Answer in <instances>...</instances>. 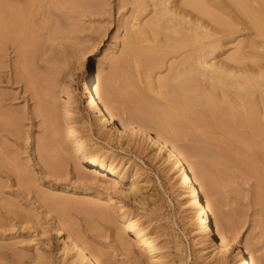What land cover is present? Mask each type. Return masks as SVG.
Segmentation results:
<instances>
[{
    "label": "rangeland",
    "instance_id": "obj_1",
    "mask_svg": "<svg viewBox=\"0 0 264 264\" xmlns=\"http://www.w3.org/2000/svg\"><path fill=\"white\" fill-rule=\"evenodd\" d=\"M9 1L16 3L20 0ZM51 1L45 0V7L50 9L45 19L51 21L52 26L47 32L46 29L40 30V37L45 43L44 53L37 54L41 59L36 58V64L42 71L37 72L36 86L18 79V43L4 38L0 47V264H83L78 259L73 263V254L65 251L66 236L55 229L56 221L63 219L60 213L72 221L88 244L100 247L105 252L102 257H98L107 256L109 263L136 264L133 250H141L145 258L147 250L136 243L137 237L123 217L111 212L110 218H102L93 213L91 216V211L88 212L85 206H89L87 202L96 190L101 192L99 198L93 197L98 204H106L109 196L118 203H125L147 228L159 235L164 246V264H236L233 255L226 262L215 260L212 248L200 241L195 217L192 216L185 195L181 194L177 173L163 157V153L155 149V142L129 133L120 135L112 125H105L98 120L87 98L82 95L86 77L90 76L94 84H98L100 78L110 77L114 81L113 85L116 82L114 103L119 114L147 126L144 119L151 117L150 108L135 105L130 93L124 90L121 76L114 74L117 72L114 67L126 51L123 43L132 23L139 25L140 21L146 22L161 4L157 3L158 0H141L140 8L136 9L135 0H88L90 2L85 7L69 3L68 0L66 3L53 0L55 4ZM178 1L168 2L178 13L168 21L169 25L175 26V30L170 32L172 38L168 40V60L154 71V76L169 73L170 64L186 60L189 54L200 48L201 42L213 38L187 39L180 45V26L176 25L180 16L186 21L198 19L203 25L200 26L201 30L216 29L214 37L224 41L215 52L217 59L235 53L239 46L254 36L248 21L237 10H218L228 20V23L222 25ZM207 2L214 11V4L210 0ZM1 32L0 26V35ZM150 35L151 39L143 41V45L161 44L165 31ZM261 48L264 49L263 46ZM45 67L50 69L46 70ZM117 77L120 80L115 81ZM150 78V74L141 68L140 76H134L136 90L146 89ZM202 82L207 83L203 78ZM63 85L72 91V123L88 149L107 152L122 166L140 175L142 190L137 198L129 195L128 180L123 181L120 187L123 193H120L115 187L103 189L96 187L91 179L76 176L77 156L70 146L65 119L61 116V106L67 104V95L61 88ZM216 90L220 91V88L217 86ZM150 95L163 99L154 93ZM259 98V92L252 96L254 101ZM47 105L52 109L50 112L53 111L57 116L58 128L49 124ZM7 113L21 117L20 129L5 120ZM172 129L178 137H183V143L181 139L180 142L189 148L193 144V147H200L198 144H204L205 138L212 136L195 127L181 129L172 125ZM209 130L214 131L213 128ZM53 137H57L60 144L51 143ZM45 140L54 148L53 162L45 159L41 145ZM16 160L27 171V178L18 173L20 168L15 165ZM257 167L252 165V173L237 167L230 168L228 172L232 179L223 187L220 198L226 211L242 224L235 244L245 245L249 239L261 244L262 248L255 253L258 257L256 264H264V229L260 225L261 217L264 220V203L259 197L258 176L261 172ZM60 199L66 202L61 205L58 202ZM110 208L113 211V207ZM124 241L134 243L131 244L130 253L129 250L128 253L123 251ZM254 247L249 248L254 251ZM39 252L41 257L35 262Z\"/></svg>",
    "mask_w": 264,
    "mask_h": 264
},
{
    "label": "bare ground",
    "instance_id": "obj_2",
    "mask_svg": "<svg viewBox=\"0 0 264 264\" xmlns=\"http://www.w3.org/2000/svg\"><path fill=\"white\" fill-rule=\"evenodd\" d=\"M65 1L80 7H85L90 2L88 0H83L84 2L56 0L58 3H66ZM170 1L158 0L157 3L161 6L154 9V14L146 22L140 21L139 25L132 23L123 43L126 51L114 67L117 71L114 70V74L118 73L121 76L124 90L130 93L132 101L136 102L135 105L150 108L151 117L148 120L144 119L147 126L135 123L119 114L114 103L116 102V95H114L116 82L113 85L114 81L110 77L100 78L98 84H94L90 76L86 77L82 95L87 98L89 107L98 120L105 125H112V128L116 129L120 135L129 133L155 142L153 143L155 149L163 153V157L175 169L181 194L185 195L192 216L195 217L194 223L200 233V241L206 242L207 247L212 248L215 260L226 262L230 255H233L236 264H256L258 257L255 253L262 248V245L253 239L245 241V245L235 244L242 224L226 211L220 197L223 187L232 179L228 172L230 168L237 167L246 173H252L254 171L252 165H257L261 172L258 176L259 197L264 203V49L261 48L264 47V0H210L216 8L214 11L207 0H179L181 4L190 6L222 25L228 23V20L217 11L237 10L248 21L254 36L243 46H239L235 53L229 54L226 58L218 57L217 59L218 55L215 52L219 47L221 48L224 41L220 37H214L217 33L216 29L201 30L200 26L203 25L198 19L186 21L180 16L176 22V25L180 26L181 38L178 39L180 45H183L187 39L197 40L200 37L211 38L212 36L213 38L207 42H201L200 48L189 54L186 60L174 65L170 64L169 73L154 76V71L168 60V40L172 38L170 32L175 30L174 25L168 24V21L178 14L168 5ZM140 2L141 0H135L136 9L140 8ZM47 13H50V9L45 7V0H20L16 3L0 0L2 28L0 47L4 38L18 43L20 52L16 74L18 79L25 80L33 86H36V75L40 70L38 63L36 64L37 54L44 53L43 43L45 42L40 37V30L46 29L47 32L52 26L51 21L45 19ZM159 31H165V38L161 44H142L143 41L151 39L150 34H156ZM39 58L41 59V57L37 59ZM141 68L151 76L146 89L142 88L143 91L136 90L134 81L136 74L137 77L140 76ZM118 77L115 81L120 80ZM202 78L207 83H203ZM50 83L53 84V82ZM217 86L220 91L216 90ZM61 88L67 95V104L61 106V116L65 119L70 146L77 156L76 176L80 179H91L96 187L103 189L115 187L120 193H123L120 189L123 181L128 180V193L137 198L142 190L140 175H137L136 171L131 172L129 167L122 166L109 153L88 149L72 123L74 118L71 107L72 91L65 85ZM126 88L131 92L130 90L127 92ZM230 88L233 90L231 91ZM256 92L260 94L258 101L252 99ZM150 93L163 99L155 98ZM48 105L46 108L49 109V124L58 128L57 116L53 111L50 112L52 109ZM5 120L13 124L15 128H21V117L18 115L8 114ZM172 125L179 126L181 129L195 127L196 130L204 134L209 132L212 136L210 135L209 138L206 135L208 138L205 140L208 141L205 143L204 140V144H198L200 147H193V144L192 148H189L185 143L186 146L182 144L183 137H178L173 132ZM209 128H213L214 131H210ZM50 141L53 144L61 142L57 137L51 138ZM41 143L45 159L53 162L55 153L52 149L54 148L50 147L47 140ZM192 157L196 159L191 160ZM17 161L15 165L20 170L15 167L18 173L23 178H27V171L25 172ZM105 178L108 179L104 182ZM100 194L101 192L96 190L95 195H92L87 202L89 206H85L88 212L91 211V216L94 214L102 218H110V213L115 212L118 217H123L133 235L137 237L136 243L147 250L145 258L141 250H133L136 264H164V246L159 240V235L147 228L133 209L124 205L125 203H118L109 196L106 204H98L93 197L99 198ZM60 200L58 202L61 205L66 202ZM110 207H113V211ZM60 216L63 219L56 221L55 229L59 234L66 236L65 251L67 254L70 252L73 254V263L77 259L83 264L111 263L107 256L98 257H102L105 252L100 247L88 244L78 231L79 229L73 226L72 221L64 213H60ZM261 221L260 225L264 229L262 217ZM123 244L124 249L121 247L123 251L130 253L131 244L134 243L124 241ZM250 246H255L254 251L249 248ZM39 257H41L40 252L37 253L35 262H38Z\"/></svg>",
    "mask_w": 264,
    "mask_h": 264
}]
</instances>
